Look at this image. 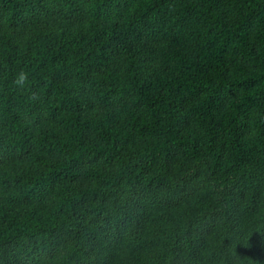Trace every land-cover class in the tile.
<instances>
[{"label":"trees","instance_id":"16d2710c","mask_svg":"<svg viewBox=\"0 0 264 264\" xmlns=\"http://www.w3.org/2000/svg\"><path fill=\"white\" fill-rule=\"evenodd\" d=\"M0 264H264V0H0Z\"/></svg>","mask_w":264,"mask_h":264},{"label":"clouds","instance_id":"9594fccd","mask_svg":"<svg viewBox=\"0 0 264 264\" xmlns=\"http://www.w3.org/2000/svg\"><path fill=\"white\" fill-rule=\"evenodd\" d=\"M27 81V73L21 72L19 78L15 81V83L19 86H23V84Z\"/></svg>","mask_w":264,"mask_h":264}]
</instances>
